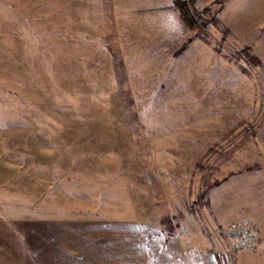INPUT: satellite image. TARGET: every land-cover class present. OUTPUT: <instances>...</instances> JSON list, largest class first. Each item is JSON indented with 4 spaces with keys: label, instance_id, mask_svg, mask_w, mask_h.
<instances>
[{
    "label": "rangeland",
    "instance_id": "obj_1",
    "mask_svg": "<svg viewBox=\"0 0 264 264\" xmlns=\"http://www.w3.org/2000/svg\"><path fill=\"white\" fill-rule=\"evenodd\" d=\"M0 0V264H264V0Z\"/></svg>",
    "mask_w": 264,
    "mask_h": 264
},
{
    "label": "trees",
    "instance_id": "obj_2",
    "mask_svg": "<svg viewBox=\"0 0 264 264\" xmlns=\"http://www.w3.org/2000/svg\"><path fill=\"white\" fill-rule=\"evenodd\" d=\"M174 6L179 13L180 20L189 31H202L205 23H203L200 16L196 14L190 2L176 0Z\"/></svg>",
    "mask_w": 264,
    "mask_h": 264
}]
</instances>
